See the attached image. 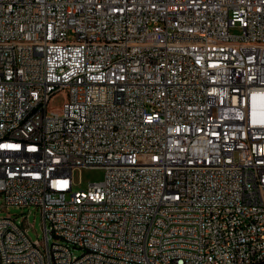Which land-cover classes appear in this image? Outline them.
Here are the masks:
<instances>
[{"label": "built area", "instance_id": "built-area-1", "mask_svg": "<svg viewBox=\"0 0 264 264\" xmlns=\"http://www.w3.org/2000/svg\"><path fill=\"white\" fill-rule=\"evenodd\" d=\"M0 201L3 264H264V0H0Z\"/></svg>", "mask_w": 264, "mask_h": 264}, {"label": "rangeland", "instance_id": "rangeland-1", "mask_svg": "<svg viewBox=\"0 0 264 264\" xmlns=\"http://www.w3.org/2000/svg\"><path fill=\"white\" fill-rule=\"evenodd\" d=\"M230 32L234 34L241 33V29L237 26L231 27ZM65 100V95L63 93H56L52 96L49 106L51 108H59ZM104 176V169L100 167H83L76 168L72 172V179L74 182L73 189L86 188L90 182H96L102 180ZM1 204V201H0ZM13 215L17 216L18 220H24L29 227L28 234L34 239H42V225L41 217L39 212L34 207H7L5 209L0 208V216L13 218ZM35 243H41V241H33ZM76 253H79L76 251Z\"/></svg>", "mask_w": 264, "mask_h": 264}, {"label": "bare ground", "instance_id": "bare-ground-1", "mask_svg": "<svg viewBox=\"0 0 264 264\" xmlns=\"http://www.w3.org/2000/svg\"><path fill=\"white\" fill-rule=\"evenodd\" d=\"M87 208H94V200H86ZM193 214H200V207H193ZM3 219H13L10 216L3 217ZM28 249H41V243H35L33 241H28ZM3 264V261H0Z\"/></svg>", "mask_w": 264, "mask_h": 264}]
</instances>
